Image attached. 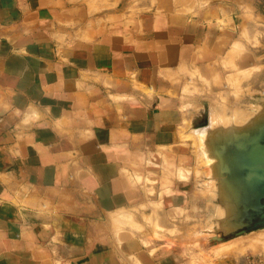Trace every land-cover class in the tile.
Returning <instances> with one entry per match:
<instances>
[{
    "label": "crops",
    "instance_id": "crops-1",
    "mask_svg": "<svg viewBox=\"0 0 264 264\" xmlns=\"http://www.w3.org/2000/svg\"><path fill=\"white\" fill-rule=\"evenodd\" d=\"M263 88L264 0H0V264H264L201 144Z\"/></svg>",
    "mask_w": 264,
    "mask_h": 264
},
{
    "label": "water",
    "instance_id": "water-1",
    "mask_svg": "<svg viewBox=\"0 0 264 264\" xmlns=\"http://www.w3.org/2000/svg\"><path fill=\"white\" fill-rule=\"evenodd\" d=\"M239 120L206 118L201 144L208 157L216 210L210 241L264 227V100ZM207 113V109H205Z\"/></svg>",
    "mask_w": 264,
    "mask_h": 264
},
{
    "label": "rangeland",
    "instance_id": "rangeland-1",
    "mask_svg": "<svg viewBox=\"0 0 264 264\" xmlns=\"http://www.w3.org/2000/svg\"><path fill=\"white\" fill-rule=\"evenodd\" d=\"M263 101L264 100V88L263 89H259V90H257L256 91V104L257 103H259L260 101ZM253 106V105H252ZM245 107H247V106H245ZM253 109V107H250V108H247L246 110H245V114L243 115V116H241V118L242 117H244V116H246L248 113H249V111H251ZM202 134V133H201ZM205 157H206V161H207V166H208V164H210L211 162H213L214 161V157L212 156L211 158L210 157H208L207 156V153L205 152ZM210 172H209V170H208V167H207V171H206V179H208L210 182H211V180H210ZM209 223H210V220H209ZM210 226V225H209ZM264 228V227H263ZM263 228H261V230H264ZM249 232V231H248ZM242 235V234H241ZM234 236H238V235H232V236H230V237H228V238H226V239H229V238H231V237H234ZM247 260H248V262H257L256 260H254V258L252 257V256H249L248 258H247Z\"/></svg>",
    "mask_w": 264,
    "mask_h": 264
}]
</instances>
